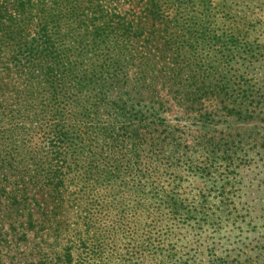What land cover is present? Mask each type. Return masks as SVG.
<instances>
[{"label":"trees","instance_id":"trees-1","mask_svg":"<svg viewBox=\"0 0 264 264\" xmlns=\"http://www.w3.org/2000/svg\"><path fill=\"white\" fill-rule=\"evenodd\" d=\"M236 3L0 0V264H198L175 231L203 210L156 174L186 146L174 106L243 108Z\"/></svg>","mask_w":264,"mask_h":264},{"label":"rangeland","instance_id":"rangeland-1","mask_svg":"<svg viewBox=\"0 0 264 264\" xmlns=\"http://www.w3.org/2000/svg\"><path fill=\"white\" fill-rule=\"evenodd\" d=\"M236 1L241 18L250 19L246 38L254 49L235 65L232 96L243 108L231 115L217 104L213 121L203 123L198 111L174 106L165 117L186 146L177 152L178 165H159L156 174L169 190L186 197L190 208L203 210L196 212L200 228L175 231L177 245H189L186 255L198 264H264V0ZM185 162L208 172L199 176ZM201 195L204 205H199Z\"/></svg>","mask_w":264,"mask_h":264}]
</instances>
